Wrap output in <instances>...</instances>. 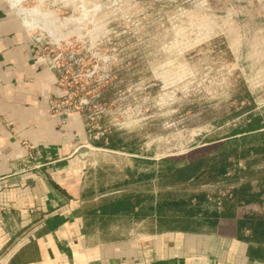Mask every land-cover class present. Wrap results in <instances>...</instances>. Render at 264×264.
I'll use <instances>...</instances> for the list:
<instances>
[{"label":"rangeland","instance_id":"rangeland-1","mask_svg":"<svg viewBox=\"0 0 264 264\" xmlns=\"http://www.w3.org/2000/svg\"><path fill=\"white\" fill-rule=\"evenodd\" d=\"M9 2L45 57L55 59L68 107L81 110L86 124L94 118L89 139H112L125 150L95 152L105 185L128 167L157 170L169 165L165 159L180 165L264 141L263 133L219 148L248 134L250 115L264 124V0ZM129 151L150 159L135 162ZM245 162L250 173L238 179L230 169L224 180L201 176L177 188L225 194L264 177L263 153L231 157L234 167L245 169Z\"/></svg>","mask_w":264,"mask_h":264},{"label":"crops","instance_id":"crops-1","mask_svg":"<svg viewBox=\"0 0 264 264\" xmlns=\"http://www.w3.org/2000/svg\"><path fill=\"white\" fill-rule=\"evenodd\" d=\"M61 92L21 14L0 0V264H264V245L238 239L207 190L180 192L158 169L131 167L105 185L95 152L125 150L89 139L81 110L52 109Z\"/></svg>","mask_w":264,"mask_h":264},{"label":"trees","instance_id":"trees-1","mask_svg":"<svg viewBox=\"0 0 264 264\" xmlns=\"http://www.w3.org/2000/svg\"><path fill=\"white\" fill-rule=\"evenodd\" d=\"M261 121L262 119L258 116L250 115V122L247 124L246 130L248 134L243 139H231L225 142L224 145L219 146V148L227 144L233 145L239 141L251 140L244 139L248 136L262 135L264 133L262 131L264 124L260 125ZM259 153L264 154V141L259 143L257 148L254 146L247 147L242 153H235V149L225 153L217 151L213 155L199 157L183 162L180 165L177 164L176 159H165L164 163L169 165L164 168H158L156 176L163 186H168L169 188H177L184 184L196 182L201 176H205L207 180H224L226 173L230 169L233 172L232 176L238 179L240 176L250 173L248 172L250 164L245 162V169L234 167L231 163V157L237 161L250 154ZM194 197L197 206L206 200L204 192L196 194ZM209 200L221 208L219 214L221 219L235 220V234L238 239L264 245V212L250 208V206L255 205L261 207L264 204V177H258L253 182L251 178H247L237 183L224 195H220L217 192L211 194ZM186 203V201L182 204L171 201L169 205L170 207H176Z\"/></svg>","mask_w":264,"mask_h":264},{"label":"built area","instance_id":"built-area-1","mask_svg":"<svg viewBox=\"0 0 264 264\" xmlns=\"http://www.w3.org/2000/svg\"><path fill=\"white\" fill-rule=\"evenodd\" d=\"M34 40H35L36 43L38 44L37 39L34 38ZM38 50H39L40 54H41L45 59H47V58L45 57L44 53H42V50H41V48H40L39 45H38ZM47 61H48L49 65H50L51 69H52L54 72H56L57 74H59V76L62 77V74L60 73L59 69H57V68H56L57 66L54 64L55 59H53L52 61L47 59ZM84 105H86V103H84ZM50 106H51L52 109H55V110H58V111H59V110H62V109H64V108H69V107H68V106H69V103H68V101L66 100V97H63V95H60V97H58V98L53 99V100L50 101ZM94 122H95V121H94V118H93L92 116H89V118H88V123L86 124V132H87V133H89L90 130L92 129V127H93L92 125L94 124ZM229 172H230V171H229ZM229 172L226 173V176L230 175ZM220 195H224V194H220ZM251 207H252V209H253L254 206H250V208H251ZM260 208H262V211L264 212V204H263L261 207H257V210L260 209Z\"/></svg>","mask_w":264,"mask_h":264},{"label":"bare ground","instance_id":"bare-ground-1","mask_svg":"<svg viewBox=\"0 0 264 264\" xmlns=\"http://www.w3.org/2000/svg\"><path fill=\"white\" fill-rule=\"evenodd\" d=\"M23 10H24V9H23ZM36 12H37V11H36ZM32 13H33V11H32ZM37 13H38V12H37ZM33 14H35V12H34ZM39 14H40V13H39ZM39 14H38V15H39ZM84 14H85V12L83 11V14H82V15H84ZM43 15H44V14H43ZM82 15H81V16H82ZM85 15H86V14H85ZM36 16H37V15H36ZM81 16H80V17H81ZM41 17H42V15H41ZM43 17H45V15H44ZM53 18H54V17H53ZM55 19H56V18H55ZM76 19H77V18H76ZM78 19H79V18H78ZM84 19H85V18H84ZM52 20H53V19H52ZM74 20H75V19H74ZM33 21H34V20H33ZM48 21H49V20H48ZM65 21H66V19H65ZM69 22H71V21H69ZM45 23H47V22H45ZM49 23H50V22H49ZM64 23H65V22H64ZM64 23L62 22L61 24H64ZM50 24H51V23H50ZM66 24H67V22H66ZM31 25H32V24H31ZM29 26H30V25H29ZM49 27H50V26H49ZM46 28H48V26H47ZM54 29H55V28H53V30H54ZM51 30H52V29H51ZM53 30H52V31H53ZM54 35H55V34H54ZM57 38H58V37H57Z\"/></svg>","mask_w":264,"mask_h":264}]
</instances>
